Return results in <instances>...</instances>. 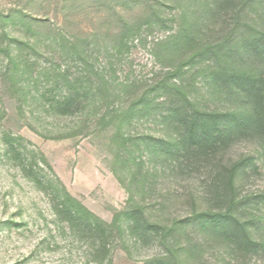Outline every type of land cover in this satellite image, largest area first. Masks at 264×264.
<instances>
[{
  "label": "rangeland",
  "instance_id": "374dc122",
  "mask_svg": "<svg viewBox=\"0 0 264 264\" xmlns=\"http://www.w3.org/2000/svg\"><path fill=\"white\" fill-rule=\"evenodd\" d=\"M263 118L264 0H0V264H264Z\"/></svg>",
  "mask_w": 264,
  "mask_h": 264
},
{
  "label": "trees",
  "instance_id": "16d2710c",
  "mask_svg": "<svg viewBox=\"0 0 264 264\" xmlns=\"http://www.w3.org/2000/svg\"><path fill=\"white\" fill-rule=\"evenodd\" d=\"M262 125L264 126V118L262 119ZM206 221H208L207 223H211V226L218 228L219 230H222L224 232H227L228 234L230 233V235L232 234L236 237H242V235H239V232L242 233L244 231V227L238 224V221L235 218H231V221L227 220V218H221L216 220H212V218H210ZM203 223H205V221Z\"/></svg>",
  "mask_w": 264,
  "mask_h": 264
}]
</instances>
